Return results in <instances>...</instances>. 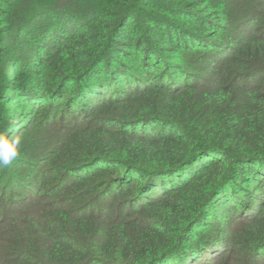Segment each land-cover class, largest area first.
<instances>
[{"label": "trees", "instance_id": "trees-1", "mask_svg": "<svg viewBox=\"0 0 264 264\" xmlns=\"http://www.w3.org/2000/svg\"><path fill=\"white\" fill-rule=\"evenodd\" d=\"M0 264H264V0H0Z\"/></svg>", "mask_w": 264, "mask_h": 264}, {"label": "clouds", "instance_id": "clouds-1", "mask_svg": "<svg viewBox=\"0 0 264 264\" xmlns=\"http://www.w3.org/2000/svg\"><path fill=\"white\" fill-rule=\"evenodd\" d=\"M23 139L20 135L0 133V169L10 167L21 155Z\"/></svg>", "mask_w": 264, "mask_h": 264}]
</instances>
